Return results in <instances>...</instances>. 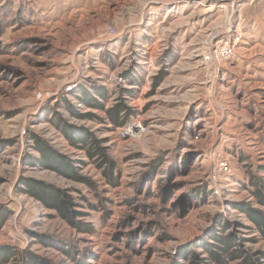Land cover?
<instances>
[{
    "label": "rangeland",
    "instance_id": "rangeland-1",
    "mask_svg": "<svg viewBox=\"0 0 264 264\" xmlns=\"http://www.w3.org/2000/svg\"><path fill=\"white\" fill-rule=\"evenodd\" d=\"M0 29V211L11 212L0 246L73 264L34 232L66 241L77 264H172L223 221L245 248L264 250L235 210L264 211L247 185L264 180V0H0ZM99 88L106 109H133L126 125L77 121L63 108L65 96L105 119L72 97ZM53 112L105 141L115 185L49 123ZM131 126L141 130L126 136ZM30 132L90 187L26 166ZM31 177L67 189L93 233L17 192Z\"/></svg>",
    "mask_w": 264,
    "mask_h": 264
},
{
    "label": "trees",
    "instance_id": "trees-1",
    "mask_svg": "<svg viewBox=\"0 0 264 264\" xmlns=\"http://www.w3.org/2000/svg\"><path fill=\"white\" fill-rule=\"evenodd\" d=\"M1 33V29H0ZM154 84L153 86H155ZM93 96H88L87 92L83 94L72 95L73 99L86 110H98L105 115L102 119L90 112H83L80 108L63 97V108L71 118L77 121L97 122L99 124H112L115 127L126 125L127 119L134 115L131 107L125 106L123 102L115 103L106 109L99 100H105V91L95 89ZM94 90V91H95ZM125 96V92H123ZM56 119V124L54 120ZM107 120V122H105ZM49 123L56 126L67 141L69 146L83 152L87 159L94 163L102 172L103 178L109 185L117 183L118 175L115 172L113 160L107 156V148L104 147L105 141L97 139L92 133L82 127H76L69 124L68 121L58 113H51ZM59 124V125H58ZM28 140L31 141L30 149L35 152L34 155H27L24 161L26 166H34L42 170H49L61 177H65L75 183H82L90 187V182L78 175L75 171V163L69 157L62 156L50 144L39 138L33 132L28 133ZM264 172V170H263ZM249 194L255 203L264 208V180L255 175H251L247 182ZM16 190L30 198H34L41 206L47 210H53L57 217L66 222L71 228L78 233L92 234L91 224L84 220V212L80 211L82 206L79 205L67 190L56 188L50 183L42 182L35 178H20L16 184ZM235 210L240 211L252 223L256 233L264 236V211L255 209L250 205H237ZM11 216L8 209L3 208L0 211V228L4 222ZM222 229L217 231L212 229L196 243H190L187 246L179 247L172 264H264V250L252 251L245 248L241 239L236 233V228L229 223L221 221L218 224ZM239 228V227H237ZM30 238L44 248H53L60 251L67 260L77 264L76 251L66 241L58 240L51 236H45L38 233H30ZM198 249L200 251H195ZM58 264L52 260L36 254L29 248L20 249L11 245L0 246V264Z\"/></svg>",
    "mask_w": 264,
    "mask_h": 264
},
{
    "label": "built area",
    "instance_id": "built-area-1",
    "mask_svg": "<svg viewBox=\"0 0 264 264\" xmlns=\"http://www.w3.org/2000/svg\"><path fill=\"white\" fill-rule=\"evenodd\" d=\"M140 128H141V126H138V127H136V126H131V128L127 129V132H126L125 135H126V136H127V135H131V134H130V129H133V130H136V131H140V130H141ZM222 166H223V164H222ZM223 168H225V166H223Z\"/></svg>",
    "mask_w": 264,
    "mask_h": 264
},
{
    "label": "crops",
    "instance_id": "crops-1",
    "mask_svg": "<svg viewBox=\"0 0 264 264\" xmlns=\"http://www.w3.org/2000/svg\"><path fill=\"white\" fill-rule=\"evenodd\" d=\"M134 78H135V76H134ZM129 79H131V78H129Z\"/></svg>",
    "mask_w": 264,
    "mask_h": 264
},
{
    "label": "bare ground",
    "instance_id": "bare-ground-1",
    "mask_svg": "<svg viewBox=\"0 0 264 264\" xmlns=\"http://www.w3.org/2000/svg\"><path fill=\"white\" fill-rule=\"evenodd\" d=\"M136 134V133H135Z\"/></svg>",
    "mask_w": 264,
    "mask_h": 264
}]
</instances>
